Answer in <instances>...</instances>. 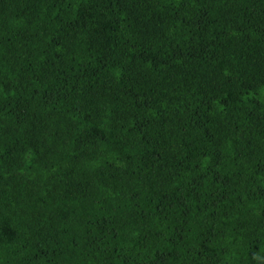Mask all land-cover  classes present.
Here are the masks:
<instances>
[{
    "label": "trees",
    "instance_id": "obj_1",
    "mask_svg": "<svg viewBox=\"0 0 264 264\" xmlns=\"http://www.w3.org/2000/svg\"><path fill=\"white\" fill-rule=\"evenodd\" d=\"M0 264H264V0H0Z\"/></svg>",
    "mask_w": 264,
    "mask_h": 264
}]
</instances>
